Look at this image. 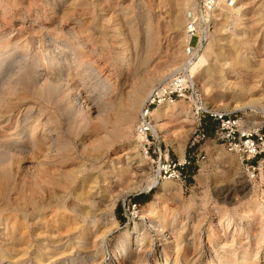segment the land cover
Listing matches in <instances>:
<instances>
[{"label": "rangeland", "instance_id": "obj_1", "mask_svg": "<svg viewBox=\"0 0 264 264\" xmlns=\"http://www.w3.org/2000/svg\"><path fill=\"white\" fill-rule=\"evenodd\" d=\"M191 6L177 8L174 0H0V108L4 113L10 103L11 109L0 114V183L5 185L0 195V264L11 262L5 248L12 223L17 236L23 234V243L17 247H28L22 264H39L35 256L48 250L56 254L50 263L43 260L41 264H110L116 241L127 239L133 232V222L140 231H147L154 250L161 249L158 231L146 216L148 202L154 200L167 209L178 227L182 225L176 235L181 239L180 255H190L200 247L198 264H209L210 229L215 245L231 242L233 233L235 245L253 239L254 232L264 235V214L258 209H264V164L257 178L250 179L240 158L211 139L201 143L202 155L197 157L200 149L190 147L197 120L189 100L177 101L183 117L162 120L159 130L165 134L161 141L168 146L171 158L183 160L180 152L184 146V157L194 161L188 168L189 180L172 181V191L144 189L148 176L156 175V167L143 157L140 147L133 148L142 106L127 134L117 133L122 117L115 106L124 105L132 86L141 77L153 76V88L185 61L184 18ZM234 7L231 13L222 11L212 19L209 30H217L221 38L217 61H233L238 54L232 42L244 36L241 56L256 65L264 59V0H237ZM179 10L182 22L175 25ZM148 24L155 47L145 65L142 60ZM204 84L198 82L196 86L210 106L224 111L243 109H234L237 102L228 92L206 81ZM256 105L264 109V100ZM32 126L40 132L55 131L59 148L50 159L41 156L28 140L27 131ZM99 174L105 178L100 181L102 195L95 196L91 203L86 199L87 180ZM134 183L139 186L130 190ZM241 184L243 191L233 195ZM142 195L148 196L147 202L137 199H143ZM133 203L139 207L138 216L129 209ZM94 211L102 215L95 225L98 230L111 232L106 246L92 256L89 247L79 249L75 237L84 225L82 212ZM62 214L71 221L67 227L62 224ZM228 219L233 221L229 231ZM193 225L198 230L195 244L189 245L194 243ZM252 226L254 230L249 229ZM239 229L244 234L241 237ZM85 237L87 240L88 233ZM53 242L60 243V248L52 249ZM262 242L256 264H264ZM173 250L165 248L169 256H174ZM142 264L154 261L146 258Z\"/></svg>", "mask_w": 264, "mask_h": 264}, {"label": "bare ground", "instance_id": "obj_2", "mask_svg": "<svg viewBox=\"0 0 264 264\" xmlns=\"http://www.w3.org/2000/svg\"><path fill=\"white\" fill-rule=\"evenodd\" d=\"M190 1H191V3H190ZM196 3H197V1L195 2V0H174V5H176L177 8H182V9H183V6L187 5V4L192 5L191 8H194ZM235 9L236 8L234 7V5H229V3L226 2L217 11H215L212 14L213 19H214V17H217L219 14H221L222 11L231 13ZM181 13H182V11L179 10V12L175 15V18H174L175 25H178L179 23L182 22V14ZM187 20H188V12H187V14L185 13V18H184V25L185 26L187 24ZM210 26H209V28L203 27L197 31V34L200 36V41H199L197 48H195L194 58L190 62H187L188 55H186V46H187L188 41L190 39V35L187 33L186 29L184 30V43H185V45H184V47H185L184 48V60L185 61L177 67V70L180 67H185L187 69L189 76L191 77L192 82L196 85L198 82H202L203 85H206V84H204V81H206L211 86H214V87L216 86L220 89H223L225 92H228L231 95V97L233 99H235V101L237 102V104L235 106H233L234 109L249 108L252 111H254L255 113H259V114L264 115V109H261V108L257 107V105H256L258 102L264 100V92L261 93V96H259L258 98L255 97L258 94V92L264 91V59L260 60V62L255 65L250 60H247L245 56H241L243 54V51L241 49L242 46L240 44L245 41V37L242 36V37H240L239 41H237V42L233 41L232 42V47H233L235 53L238 54V56L236 58H234L233 61L220 62V64H219V60L217 61V59H218V56L220 55V52L218 51L216 53V50H218L220 48L219 46H220L221 38L217 34V30L213 29V31L210 32V30H209ZM146 32H147L146 33V52L144 55V59L142 60V64H145V65L148 63L147 61L149 60L150 52L155 47V37H154V34L152 33V29L150 27V24L147 25ZM241 39H243V40L241 41ZM216 48H218V49H216ZM213 53L214 54L216 53V58H212ZM175 71L176 70H174L173 72H175ZM153 80H154L153 76L141 77L134 84V86H132V90L128 92L127 99H126L124 105H122V107H120V105L118 106V104L115 106L118 109V111H117L118 115L120 117H122V119H120L122 124H121V126L117 132L118 134H123V135L127 134L129 129L131 128V125H132V123H133V121L137 115V109L139 106L141 107L143 105V103H144V101L148 95L147 93L150 92L149 89L151 90V88H152L151 84H152ZM164 80L165 79L163 77V79H161V82ZM202 80H204V81H202ZM70 95H71V93H70ZM176 103H177V101L175 103H172V104L167 103L164 105H160L154 111L155 131L161 137H165V134L161 135V132H160V131H162L161 130L162 125H163L162 120L170 119V118H174V117H181L182 115H184V114H182V110H179L177 108ZM202 106H203V108L208 109V110H222L223 109L222 107H218V106H210L209 104H207L204 101V99L202 100ZM4 108H6L5 111H3L4 113H2L1 108H0V114L1 115L6 114V113H8V110L9 111L11 110V109H8V108H10V103L7 104ZM262 118H263V116L257 117V122H260L262 120ZM103 124H106V120H103ZM38 131H37V127L32 126L29 129V131H27L28 133L26 136H27L28 140L30 141V143L33 144V148L38 149L41 156H43L47 159H50L51 158L50 154H52L53 152H55L59 148L58 138L55 135V131H53L51 129L50 130L43 129L41 132L40 131L38 132ZM21 133H22V131H21ZM8 145H10L9 142H8ZM133 145H134L133 148L140 147V149H141L142 144L140 142V138L136 135L134 136ZM184 149H185L184 146H182L181 152H180L182 159H184V154H185ZM82 151H84V150H82ZM165 154L168 156V151ZM143 157L145 159H147L145 156H143ZM140 161H143L142 158H140ZM93 169L94 168L92 167L91 170L93 171ZM117 176L121 177L122 176L121 172H119V173L117 172ZM101 178H102V176L99 174V175H96L94 177V179L90 178L89 180H87V185H86L87 189L85 190L86 194H87L86 199L89 200L91 203H93V199L95 196L102 195V189H101L102 186L100 185V181L101 180L104 181L105 178H103V179H101ZM172 181L173 180H160L157 175H155L153 178H150L148 176L147 185L144 187V189L150 190L152 187H156V188H158L157 190H163V191L169 190L170 188L173 187L174 182H172ZM2 183L3 182L0 183V195L2 192H4L3 190L5 188L4 187L5 185ZM177 185H179V184H177ZM138 186L139 185H137V183H136L135 186H133V188L132 187L130 188V190H136V188ZM177 187H176V190H179V187H178V189H177ZM243 189H244V185L241 184L240 188L235 190L232 194L234 195L237 192H241V191H243ZM170 190L172 191V189H170ZM171 191H169V192H171ZM114 202H115V199L110 204V209H109L110 215H112L111 212H112V206H113ZM96 204H97V202H96ZM256 204H258V203H256ZM98 205H100V204H98ZM250 209H252V208H250ZM258 209L260 210L261 214H264L263 208L258 207ZM73 211L78 213V211L76 209H73ZM256 211H258V210H256ZM172 215H173V213H172ZM146 216L148 218L149 224H152L158 231V239H159V241L162 240L161 249H158V250L155 249L154 250L152 244L150 243V241L147 238V231L144 230V228L142 229V231H140L141 230L139 228L140 226L138 227L137 223L133 222V226H132L133 232L128 235L127 239L126 240L123 239V241H120V240L116 241V243L114 245L113 255L110 257V260H111L110 264H142V262L146 258H151L154 261V264H198L199 263L200 256L202 255V254L200 255V252H202V251H200L199 246L197 247L199 251H195L190 255H186L185 253L180 255L178 244H180L181 239L179 236H176V235H177V230L182 228V225L178 227L179 224L177 225L174 222V220L171 217H169V213H167V209L161 207L160 202H158L157 200L148 202ZM101 218H102V215H98L95 211L94 212H86V213L82 212V218L81 219H83L84 225L82 227V232L80 233V235L75 237L76 238V244L79 247V249H82V250L85 249L86 250L89 247V249L91 251H93L92 253H94L92 256H95L96 253L99 251V249L106 246L109 234L111 232L110 230L100 232L99 231L100 229L98 230V224H97V226H95L96 223H98L99 219H101ZM61 219L64 221L62 223L64 226L67 227V226H69V224H71L70 223L71 221L66 220V216L63 214H62ZM229 219L227 221V226H226V227H228V229H227L228 231H229V227L231 226V224L233 222V221L231 222V220H229ZM240 220H241V217H240ZM74 222L77 223L76 220ZM114 223H115V221L112 220L111 224H114ZM185 223H187V222H185ZM259 223H260V221H259ZM91 227H93V228H91ZM234 227H236V226H234ZM248 228H247V230H249L251 228L253 230L255 229L253 226L250 227L249 229ZM196 230H198L197 227L195 228L193 225V232L192 233H194L193 234V240H194L193 242L194 243L189 244V245L195 244L196 239L194 236H195ZM207 230H208V228H207ZM211 230L212 229L208 230V236H207V239H208V241H207L208 245L207 246L210 249H212V255L210 257L209 264H256L257 259L259 260V253L263 247L262 240H264V239H262L264 237V235L262 234L263 236H261V232L260 233H259V231L254 232L253 239H251V240L245 239V241H243V242H238V245H235L237 243L234 244V240L236 238L234 239V236H233L234 233H233L231 235V239H232L231 242H225L222 245H219V244L215 245L212 243V241H214V239L211 240L210 235H209V232ZM238 231L240 232V233L238 232L239 233L238 236L241 237L244 235L242 233L241 229H239ZM16 232H17L16 225H15V223H12L10 225V229L7 231L6 248H5V252L8 254L7 256H9V258L11 260V262L9 264H18V263L22 264L23 263L22 257L27 253V249H28V247L24 248L23 246L17 247V245L21 244V242L23 240V234L21 233L20 237H18ZM87 233H88V237L86 240L85 236ZM199 235H200V233H199ZM246 237L249 238V235H246L245 238ZM57 241H60V240H54V242H57ZM54 242H53V245H51V248L55 249V247H57V246H58L57 248H60V246H59L60 243L57 245H54ZM202 245H201V247H202ZM65 247L66 246H64V248ZM167 247H174L175 248V251L173 250L174 256H169L165 252V248H167ZM185 247H187V246H185ZM194 247H195V245H194ZM69 248H70V246H69ZM54 254H56V253H55V251H52V250H48L45 252L41 251V252H39V254L37 256H35V259L37 260L36 262H39V264H41V262L43 260H45V261H48L50 263L51 257L54 256ZM46 256H50V257L45 258ZM82 257H84V256H82ZM88 257H89V255H88ZM98 262H96V263H98ZM207 262H208V260H207Z\"/></svg>", "mask_w": 264, "mask_h": 264}, {"label": "built area", "instance_id": "obj_3", "mask_svg": "<svg viewBox=\"0 0 264 264\" xmlns=\"http://www.w3.org/2000/svg\"><path fill=\"white\" fill-rule=\"evenodd\" d=\"M226 2L234 5L237 0H198L195 7L189 9L186 24L187 33L190 35L186 46L187 62L194 58L195 48L200 41L197 31L203 27L209 28L212 14ZM193 38H196L194 44ZM186 99L192 104L190 107L197 120L190 147L198 150L203 141L211 139L240 158L250 179L257 178L264 164V117L257 122L258 115L251 109L224 111L203 108L198 88L185 67H180L150 90L136 123L135 134L140 138L142 153L156 167L158 178L181 183L190 178L188 168L194 162L192 157L185 156L183 160L170 157L168 146L162 143V137L155 131L154 116L155 109L160 105ZM167 151L168 156L165 154ZM200 155L201 149L197 157ZM129 209L138 216L139 207L136 203L129 205Z\"/></svg>", "mask_w": 264, "mask_h": 264}, {"label": "trees", "instance_id": "obj_4", "mask_svg": "<svg viewBox=\"0 0 264 264\" xmlns=\"http://www.w3.org/2000/svg\"><path fill=\"white\" fill-rule=\"evenodd\" d=\"M208 129H209V132H211V129H210V128H208ZM142 198H143V199H141V198H137V199L140 200V203H144V202H147V201H148V196H145V197H144V196L142 195Z\"/></svg>", "mask_w": 264, "mask_h": 264}, {"label": "water", "instance_id": "obj_5", "mask_svg": "<svg viewBox=\"0 0 264 264\" xmlns=\"http://www.w3.org/2000/svg\"><path fill=\"white\" fill-rule=\"evenodd\" d=\"M142 193V192H141Z\"/></svg>", "mask_w": 264, "mask_h": 264}]
</instances>
